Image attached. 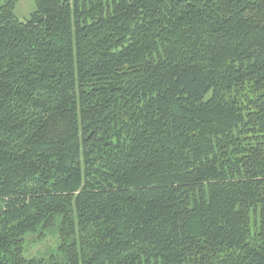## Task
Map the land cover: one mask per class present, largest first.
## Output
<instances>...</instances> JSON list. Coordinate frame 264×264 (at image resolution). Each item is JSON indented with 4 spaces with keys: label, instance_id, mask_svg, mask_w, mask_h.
<instances>
[{
    "label": "trees",
    "instance_id": "16d2710c",
    "mask_svg": "<svg viewBox=\"0 0 264 264\" xmlns=\"http://www.w3.org/2000/svg\"><path fill=\"white\" fill-rule=\"evenodd\" d=\"M19 1L0 264H264V0H35L26 21Z\"/></svg>",
    "mask_w": 264,
    "mask_h": 264
},
{
    "label": "rangeland",
    "instance_id": "374dc122",
    "mask_svg": "<svg viewBox=\"0 0 264 264\" xmlns=\"http://www.w3.org/2000/svg\"><path fill=\"white\" fill-rule=\"evenodd\" d=\"M36 10L35 0H20L17 4L16 15L21 21H26ZM58 235L51 232L47 239L40 240L36 235L29 236L26 242V256L28 258L51 255L56 252Z\"/></svg>",
    "mask_w": 264,
    "mask_h": 264
}]
</instances>
